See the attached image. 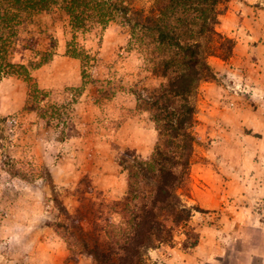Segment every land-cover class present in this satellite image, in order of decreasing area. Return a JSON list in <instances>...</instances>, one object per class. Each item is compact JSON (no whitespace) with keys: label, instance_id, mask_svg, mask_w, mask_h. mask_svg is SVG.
Segmentation results:
<instances>
[{"label":"rangeland","instance_id":"374dc122","mask_svg":"<svg viewBox=\"0 0 264 264\" xmlns=\"http://www.w3.org/2000/svg\"><path fill=\"white\" fill-rule=\"evenodd\" d=\"M127 1L146 14L157 3ZM218 10L207 61L223 66L195 95L179 191L200 211L143 264H264V0H222ZM132 43L126 26L74 33L57 12L15 39L13 73L0 78V264H96L59 225L84 204L123 201L133 160L148 161L159 144L137 98L165 79ZM215 104L223 116L208 114Z\"/></svg>","mask_w":264,"mask_h":264},{"label":"trees","instance_id":"16d2710c","mask_svg":"<svg viewBox=\"0 0 264 264\" xmlns=\"http://www.w3.org/2000/svg\"><path fill=\"white\" fill-rule=\"evenodd\" d=\"M156 2L146 14L127 0H0V78L13 73L10 49L20 31L34 17L57 12L68 18L74 33L111 23L126 26L150 70L165 79L138 95V107L150 113L159 144L148 161L133 160L124 200L100 210L95 203L84 204L74 221L59 225L68 245L79 244L96 264H143L150 249L172 243L175 232L200 211L188 206L179 191L189 177L195 95L204 79L214 77L207 49L220 36L216 26L222 0ZM115 215L117 225L111 221ZM85 221L91 231L83 227Z\"/></svg>","mask_w":264,"mask_h":264},{"label":"crops","instance_id":"0c3cea01","mask_svg":"<svg viewBox=\"0 0 264 264\" xmlns=\"http://www.w3.org/2000/svg\"><path fill=\"white\" fill-rule=\"evenodd\" d=\"M210 64H213V65H211L212 66V68H215V70L216 71H221L222 70V63L220 62V61H218V60H214V61H212ZM213 84V83H212ZM214 85H207L206 87L210 90L209 92H213V89H214V87H213ZM212 97V96H211ZM214 102V101H213ZM214 106H216V104L215 105H213V106H210L209 107V109L208 110H210V112H208V114L209 115H212V116H216V114H219V116H223V111H221V112H216V108L214 107ZM213 111V112H212ZM215 111V112H214ZM211 117V116H210Z\"/></svg>","mask_w":264,"mask_h":264}]
</instances>
